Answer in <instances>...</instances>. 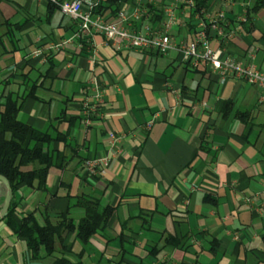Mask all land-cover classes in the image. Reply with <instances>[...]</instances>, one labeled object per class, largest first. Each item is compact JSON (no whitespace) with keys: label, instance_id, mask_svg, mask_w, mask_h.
<instances>
[{"label":"crops","instance_id":"1","mask_svg":"<svg viewBox=\"0 0 264 264\" xmlns=\"http://www.w3.org/2000/svg\"><path fill=\"white\" fill-rule=\"evenodd\" d=\"M0 7V94L35 98L19 119L42 131L57 130L53 145L66 159L52 169L47 191L17 194L15 219L34 215L44 226L70 211L77 225L79 197L100 200L113 213L87 244L66 236L56 253L38 262L25 239L0 221V264H264V104L260 92L240 80L221 83L206 65L193 67L177 52L166 55L119 49L100 34L68 41L78 22L48 0H8ZM200 19L218 14L227 38L211 35L213 49L236 60L256 53L264 68L263 0H202ZM169 0H138L148 13L132 21L163 29ZM185 26L177 41H191L200 19L176 8ZM247 12L248 21L239 18ZM250 15V18H249ZM37 52L42 55L37 56ZM96 80L103 92L87 123ZM122 137L110 149L108 135ZM110 157L104 178L84 169L88 159Z\"/></svg>","mask_w":264,"mask_h":264},{"label":"trees","instance_id":"2","mask_svg":"<svg viewBox=\"0 0 264 264\" xmlns=\"http://www.w3.org/2000/svg\"><path fill=\"white\" fill-rule=\"evenodd\" d=\"M7 2L0 0V7ZM137 3L138 0H99L93 13L106 22H115L126 6H136ZM48 4L59 10L50 1ZM202 4L203 1L199 0L194 15L201 11ZM260 6H264V0ZM36 88L37 82H32L24 95L11 92L0 94V175L8 179L13 190L11 207L4 220L17 236L26 240L33 261L38 262L44 259V255L45 258L53 256L69 234H76L78 241L87 244L105 229L113 210L105 208L100 211V200L95 197H79L75 206L84 210V216L77 225L70 211L59 214L56 223L47 220L44 226L37 222L34 215L21 221L15 219L18 207L16 197L20 188L46 192L51 170H62L66 164L64 155L53 148L55 143L65 141V135L57 130H38L19 119L27 99L33 97L37 100L34 94ZM54 264L71 263L61 258L56 259Z\"/></svg>","mask_w":264,"mask_h":264},{"label":"built area","instance_id":"3","mask_svg":"<svg viewBox=\"0 0 264 264\" xmlns=\"http://www.w3.org/2000/svg\"><path fill=\"white\" fill-rule=\"evenodd\" d=\"M55 4L61 13L78 22V30L72 37L63 44L53 45L46 49V52H59V50L70 43L81 40L83 37L93 34H100L107 40L115 43L119 49H132L141 52H154L166 55L170 52H177L182 56L184 62L190 63L193 67L206 65L211 72L217 74L221 83L224 85L230 79L240 80L246 84L255 87L260 92L259 102L264 104V68H259L256 63V53H251L247 59L236 60L228 57L222 49H213L211 46V35L214 34L222 40L227 38L221 21L224 15L218 16L206 22L200 19V12L196 18L200 19L198 30L191 41H177L172 35L173 27L185 26V17H179L176 8L181 6L185 13H194L197 10L199 0H169L170 4L165 8L163 14L164 28H152L150 25H144L142 30H136L132 21L136 18L146 15L147 9L141 6L134 9L131 14L121 12L115 22H106L99 16L94 15L93 10L99 0H48ZM239 21L247 23L248 15L245 12ZM37 56L42 52H37ZM92 88L95 92L92 103H85V114L87 123L91 122L101 107L103 92L96 80L92 82ZM122 139L121 136L110 132L108 143L110 149L115 148L116 144ZM110 164V157L99 159H88L84 163L85 171L91 177L104 178Z\"/></svg>","mask_w":264,"mask_h":264},{"label":"water","instance_id":"4","mask_svg":"<svg viewBox=\"0 0 264 264\" xmlns=\"http://www.w3.org/2000/svg\"><path fill=\"white\" fill-rule=\"evenodd\" d=\"M12 199L13 190L10 182L7 178L0 175V221L7 216L11 207Z\"/></svg>","mask_w":264,"mask_h":264}]
</instances>
